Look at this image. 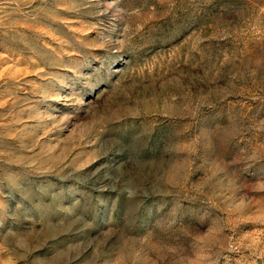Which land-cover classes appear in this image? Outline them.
I'll return each instance as SVG.
<instances>
[{
    "label": "rangeland",
    "instance_id": "obj_1",
    "mask_svg": "<svg viewBox=\"0 0 264 264\" xmlns=\"http://www.w3.org/2000/svg\"><path fill=\"white\" fill-rule=\"evenodd\" d=\"M0 264H264V0H0Z\"/></svg>",
    "mask_w": 264,
    "mask_h": 264
}]
</instances>
